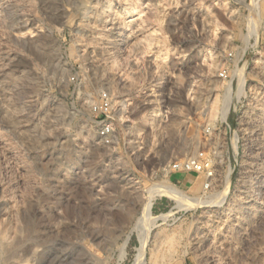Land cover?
<instances>
[{
  "label": "rangeland",
  "instance_id": "1",
  "mask_svg": "<svg viewBox=\"0 0 264 264\" xmlns=\"http://www.w3.org/2000/svg\"><path fill=\"white\" fill-rule=\"evenodd\" d=\"M263 75V0H0V264H264Z\"/></svg>",
  "mask_w": 264,
  "mask_h": 264
},
{
  "label": "bare ground",
  "instance_id": "2",
  "mask_svg": "<svg viewBox=\"0 0 264 264\" xmlns=\"http://www.w3.org/2000/svg\"><path fill=\"white\" fill-rule=\"evenodd\" d=\"M264 76V75H263ZM240 88V87H239ZM240 90V91H239ZM238 91V94L237 95H239L240 94V92H242L243 91V88L241 87L240 89H239ZM231 100H232V98H231V86H229L228 88H227V90H226V92H225V94H224V98H223V100H222V102H221V108H220V110H221V114H222V116H223V119L228 115V113H229V107H230V102H231ZM216 102V101H215ZM214 102V103H215ZM264 102V101H263ZM255 105V104H254ZM159 108V112H158V110L157 109H155L154 110V113L153 114H151L150 116V118H155V121H156V118L159 116V114H160V107H158ZM258 108V107H257ZM258 111V110H257ZM157 112H158V115L156 116V114H157ZM151 113V112H150ZM156 116V117H155ZM247 116H249V115H247ZM250 117V116H249ZM255 121V120H254ZM253 122V121H252ZM251 123V122H250ZM258 123V122H257ZM252 124V123H251ZM172 125H176L175 124V121H173L172 122ZM253 125V124H252ZM252 127V126H251ZM255 127H256V125H255ZM247 128V127H246ZM253 131V130H252ZM246 132V131H245ZM250 133V132H249ZM247 134L246 136L247 137H249V136H252L253 134ZM255 133V132H254ZM256 134V133H255ZM258 135V134H257ZM257 141V140H256ZM256 148V147H255ZM251 152V151H250ZM261 171V170H260ZM254 173V172H253ZM263 176V175H262ZM259 179V178H258ZM159 190V191H158ZM157 191L158 192H160V193H163V194H165V195H167L168 197H170V198H173V199H175L176 201H178L179 203H181V201H194V202H196V203H198L199 201L198 200H196L195 198H192V197H188V196H186V195H182V192L181 191H179L178 189H176L175 187H173V186H171V184H165V185H163V186H160V187H158L157 188ZM151 197V196H150ZM212 203V202H211ZM192 204V203H191ZM254 204V203H253ZM151 206H152V199H148L147 201H146V203L143 205V209H142V213H143V215L145 216V217H148L149 215H150V213H151ZM166 215V214H165ZM217 216V215H216ZM203 232H205L204 230H202ZM207 232H208V230H207ZM210 233V232H209ZM257 235V234H256ZM205 236V235H204ZM217 236V235H216ZM194 240L195 241H197L198 239H197V237L195 236V238H194ZM145 242H146V240H144ZM142 242H143V240H142ZM144 242V243H145ZM143 243V244H144ZM239 255V254H238ZM243 258V257H242Z\"/></svg>",
  "mask_w": 264,
  "mask_h": 264
},
{
  "label": "built area",
  "instance_id": "3",
  "mask_svg": "<svg viewBox=\"0 0 264 264\" xmlns=\"http://www.w3.org/2000/svg\"><path fill=\"white\" fill-rule=\"evenodd\" d=\"M264 2V0H263ZM159 104V103H157ZM160 105V104H159ZM99 106L101 108H104L105 110V118H103V116L101 115V118L99 119V122H100V125H99V128H100V134H101V137L102 138H106L108 139V137L114 132V126H113V123L115 121V111L113 109V105H112V101H111V97L110 95L105 92L101 95V101H100V104ZM161 118V114H159V116L156 118L157 121L158 119ZM188 167H192L191 164H188L187 165ZM199 165L195 166V167H198ZM174 169H179L180 168V165H178L177 163H175L173 165Z\"/></svg>",
  "mask_w": 264,
  "mask_h": 264
}]
</instances>
